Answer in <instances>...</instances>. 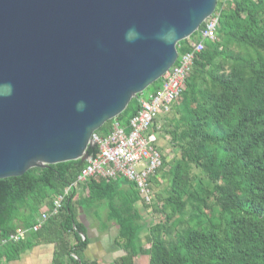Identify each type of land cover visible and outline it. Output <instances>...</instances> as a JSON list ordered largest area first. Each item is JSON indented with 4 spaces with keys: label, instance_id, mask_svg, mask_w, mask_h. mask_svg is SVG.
Instances as JSON below:
<instances>
[{
    "label": "trees",
    "instance_id": "16d2710c",
    "mask_svg": "<svg viewBox=\"0 0 264 264\" xmlns=\"http://www.w3.org/2000/svg\"><path fill=\"white\" fill-rule=\"evenodd\" d=\"M212 15L215 38L204 40L163 128L178 152L170 160L163 157L157 170L166 186L157 190L160 184L153 182L146 204L122 176L90 177L81 186L87 193L71 189L58 213L32 231L41 210L50 209L55 195L76 181L86 160L0 178V262L51 244V264H100L85 255L90 238L77 213L81 208L99 216L102 208L101 229L115 224L113 242L123 252L113 264H137L140 255L147 264H264V0H217ZM204 26L205 21L190 38H199ZM176 48L178 55L185 52L186 39ZM159 86L160 79L94 133L107 136L115 122L128 129L140 100ZM86 151L93 156L97 147ZM142 206L152 207V224L145 223ZM17 228L29 230L13 241L9 237Z\"/></svg>",
    "mask_w": 264,
    "mask_h": 264
},
{
    "label": "water",
    "instance_id": "95a60500",
    "mask_svg": "<svg viewBox=\"0 0 264 264\" xmlns=\"http://www.w3.org/2000/svg\"><path fill=\"white\" fill-rule=\"evenodd\" d=\"M216 3L0 0V178L87 160L93 133L174 65Z\"/></svg>",
    "mask_w": 264,
    "mask_h": 264
},
{
    "label": "built area",
    "instance_id": "2783aa9c",
    "mask_svg": "<svg viewBox=\"0 0 264 264\" xmlns=\"http://www.w3.org/2000/svg\"><path fill=\"white\" fill-rule=\"evenodd\" d=\"M228 1L222 0L223 4ZM216 26L217 16L211 15L199 31V38L186 39L187 50L178 55L174 65L162 75L159 88L140 100V108L129 120L128 129L115 122L107 136L99 137L93 133L89 145L96 146L97 152L88 156L76 181L55 195L50 209L41 210L39 219L30 230H39L50 215L58 213L70 190L78 191L90 177L113 179L122 176L135 184L146 204L151 202L153 182L161 183L157 170L163 163V155L157 147L155 129L158 127L154 126L155 120L159 114L168 113L171 105L180 98L193 60L203 49L204 40L215 38ZM28 230L17 228L9 238L13 241L22 240Z\"/></svg>",
    "mask_w": 264,
    "mask_h": 264
},
{
    "label": "rangeland",
    "instance_id": "374dc122",
    "mask_svg": "<svg viewBox=\"0 0 264 264\" xmlns=\"http://www.w3.org/2000/svg\"><path fill=\"white\" fill-rule=\"evenodd\" d=\"M165 146L167 150L164 151L163 153L166 155V158H168V160H170L175 154H178V152H176L174 149L169 147L166 143L162 142V140L160 139L158 141L157 147L159 149H162L165 148ZM166 184H167V180L161 178L160 185L158 187H155L154 189L157 190L162 189L166 186ZM79 191H81L80 188ZM82 191L85 193L88 192L87 189H82ZM140 211L147 225L152 224L154 222L155 214H153L152 212V207L142 206ZM79 219L84 221V223L87 225V233H88V237L90 238L89 246L92 247V249L90 248L88 251H86V256L89 258L91 257L98 258L101 264H113L114 257H116L119 254H122V252L118 248H116L113 242V237L116 233V228L110 226L106 230H101L99 224L94 219V217L92 215L86 216L83 212L79 213ZM97 243L100 246V250H98V248L96 247ZM141 243L144 250L148 249L149 242L146 240L145 231H143V233L141 234ZM51 252H52L51 244L39 246L38 248L35 249L34 253L27 254L23 257V264H51L50 263ZM135 261L137 264H147V257L146 255H140L136 258ZM17 262L18 261H11L7 264H18ZM1 264H5V263L2 262Z\"/></svg>",
    "mask_w": 264,
    "mask_h": 264
},
{
    "label": "crops",
    "instance_id": "0c3cea01",
    "mask_svg": "<svg viewBox=\"0 0 264 264\" xmlns=\"http://www.w3.org/2000/svg\"><path fill=\"white\" fill-rule=\"evenodd\" d=\"M148 96V95H147ZM173 115V108H172V106H171V109H170V111L168 112V113H166V114H163V113H161V114H159L158 115V117L156 118V120H155V124H154V126H156V127H158L157 129H155V132L157 133V138H158V141L161 139L162 140V142H164V143H166L168 146H169V144H168V139H167V136H166V134H165V132L163 131V128L164 127H166L167 126V121H168V119L169 118H171V116ZM157 144H158V142H157ZM170 147V146H169ZM159 149V148H158ZM160 151H161V154L163 155V157H166V155L163 153L164 151H166L167 150V148H166V146H165V148H162V149H159ZM167 160H168V158H166ZM81 192H82V187H81ZM79 192V190L77 191V193ZM100 211V212H99ZM80 212H83L82 211V209L81 208H79L78 209V213H77V216H78V219H79V213ZM98 212H99V216H96V211H85V212H83L86 216H88V215H92L93 217H94V219L97 221V223L99 224V227H100V229H101V223L105 220V210L104 209H102V208H100V210H98ZM80 220V219H79ZM84 225H85V227L87 228V225L84 223V221H82V220H80ZM110 226H112V227H115L116 228V226H115V224H109V226H108V228L110 227ZM107 228V229H108ZM102 230V229H101ZM116 231H117V229H116ZM116 234V233H115ZM87 235H88V233H87ZM115 236V235H114ZM89 244H90V242H89ZM89 244H88V246H87V248H86V250H85V255H86V251H88L90 248L92 249V247L91 246H89ZM44 245H46V244H41V245H38V246H36V247H34L33 249H31V250H28V252H24L21 256H20V258L19 259H17V260H13V261H18L17 263L18 264H23V257L25 256V255H27V254H30V253H34V251H35V249L36 248H38L39 246H44ZM52 246V245H51ZM96 247L98 248V250H100V246H99V244L97 243L96 244ZM117 248V247H116ZM52 250H53V246H52ZM121 251V250H120ZM122 252V251H121ZM123 253V252H122ZM121 254H119V255H117L116 257H114V259L115 258H117V257H119ZM51 256H52V252H51ZM87 257V256H86ZM89 258V257H88ZM89 259H97L98 260V262H99V259L98 258H96V257H91V258H89ZM113 259V260H114ZM19 260H21V261H19ZM50 263H51V258H50ZM100 263V262H99ZM1 264V263H0ZM7 264V263H6ZM101 264V263H100Z\"/></svg>",
    "mask_w": 264,
    "mask_h": 264
},
{
    "label": "clouds",
    "instance_id": "9594fccd",
    "mask_svg": "<svg viewBox=\"0 0 264 264\" xmlns=\"http://www.w3.org/2000/svg\"><path fill=\"white\" fill-rule=\"evenodd\" d=\"M130 32H133L134 31V29H131V30H129ZM84 109V104L83 103H79V104H77V110H83Z\"/></svg>",
    "mask_w": 264,
    "mask_h": 264
}]
</instances>
